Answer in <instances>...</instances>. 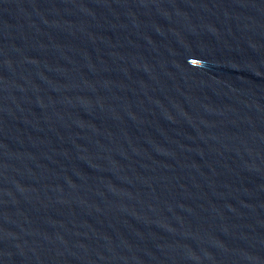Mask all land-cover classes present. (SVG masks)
Masks as SVG:
<instances>
[{"label":"water","instance_id":"water-1","mask_svg":"<svg viewBox=\"0 0 264 264\" xmlns=\"http://www.w3.org/2000/svg\"><path fill=\"white\" fill-rule=\"evenodd\" d=\"M0 264H264V0H0Z\"/></svg>","mask_w":264,"mask_h":264}]
</instances>
